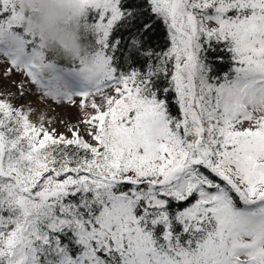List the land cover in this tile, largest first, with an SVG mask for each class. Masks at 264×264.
Segmentation results:
<instances>
[{
    "label": "snow or ice",
    "instance_id": "6c2138e0",
    "mask_svg": "<svg viewBox=\"0 0 264 264\" xmlns=\"http://www.w3.org/2000/svg\"><path fill=\"white\" fill-rule=\"evenodd\" d=\"M79 3L70 136L30 119L43 54L0 66V264H264V0Z\"/></svg>",
    "mask_w": 264,
    "mask_h": 264
},
{
    "label": "rangeland",
    "instance_id": "374dc122",
    "mask_svg": "<svg viewBox=\"0 0 264 264\" xmlns=\"http://www.w3.org/2000/svg\"><path fill=\"white\" fill-rule=\"evenodd\" d=\"M21 45H23L22 41L10 32L6 33L3 38H0V66H10L12 60L16 58V48ZM24 53V63L33 62L36 59L32 55H27L25 49ZM80 74L86 79L83 72ZM13 79L18 80L19 77L13 76ZM85 79L82 80L80 77L70 74L65 70L51 68L50 65H47L33 84L36 94L26 98L28 105L34 109L30 119L39 123V117L43 114L46 126L54 129L57 134L64 133L70 136L71 133L68 131V125L75 124L81 112H78L77 108L66 105L72 100L78 99L81 93L94 89L95 84ZM3 84L7 87L8 81H3ZM15 103L21 104L23 102L17 100ZM48 120L53 122L48 124Z\"/></svg>",
    "mask_w": 264,
    "mask_h": 264
},
{
    "label": "clouds",
    "instance_id": "9594fccd",
    "mask_svg": "<svg viewBox=\"0 0 264 264\" xmlns=\"http://www.w3.org/2000/svg\"><path fill=\"white\" fill-rule=\"evenodd\" d=\"M27 30L41 39L44 49L65 59L84 60L91 55L84 43L89 31L79 0H17Z\"/></svg>",
    "mask_w": 264,
    "mask_h": 264
},
{
    "label": "trees",
    "instance_id": "16d2710c",
    "mask_svg": "<svg viewBox=\"0 0 264 264\" xmlns=\"http://www.w3.org/2000/svg\"><path fill=\"white\" fill-rule=\"evenodd\" d=\"M2 9L3 5L0 4V23H2L12 15L11 10H9V12L7 13H3ZM84 23H89V21L84 20ZM8 32H10L13 36L18 37L22 41L27 55H32L33 57L37 58L40 54H43L45 64L50 65L51 68L54 67L57 69H62L70 74H74L75 76L80 77L82 80L85 79L83 75L80 74L82 72L84 73V64L82 63L83 60L69 61L65 59L64 56L60 53H52L47 51L46 49H44V47H42L43 44L41 42V39L31 34L27 30V28L25 27V22H22V26L13 27ZM96 39L97 38L95 34H93L91 31H86L84 33V43L87 47H89L91 51V55L89 57L94 55L98 50Z\"/></svg>",
    "mask_w": 264,
    "mask_h": 264
}]
</instances>
